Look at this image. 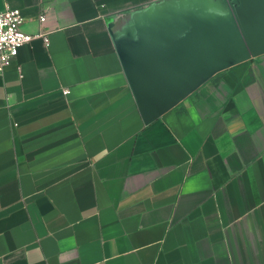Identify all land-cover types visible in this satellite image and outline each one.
<instances>
[{"label":"crops","instance_id":"1","mask_svg":"<svg viewBox=\"0 0 264 264\" xmlns=\"http://www.w3.org/2000/svg\"><path fill=\"white\" fill-rule=\"evenodd\" d=\"M177 2L0 0L45 34L0 71V264H264V53L150 120L131 88Z\"/></svg>","mask_w":264,"mask_h":264},{"label":"water","instance_id":"2","mask_svg":"<svg viewBox=\"0 0 264 264\" xmlns=\"http://www.w3.org/2000/svg\"><path fill=\"white\" fill-rule=\"evenodd\" d=\"M146 26L151 39L155 27L170 33L121 51L145 120L178 103L214 73L264 53V0H178L175 6L162 4ZM147 45L151 49L144 50Z\"/></svg>","mask_w":264,"mask_h":264},{"label":"built area","instance_id":"3","mask_svg":"<svg viewBox=\"0 0 264 264\" xmlns=\"http://www.w3.org/2000/svg\"><path fill=\"white\" fill-rule=\"evenodd\" d=\"M39 20H45L44 13L40 15ZM21 23L22 18L18 8L6 6L0 10V71L5 63L17 55V50L21 45L34 37L45 36L42 32L31 33L23 30Z\"/></svg>","mask_w":264,"mask_h":264}]
</instances>
